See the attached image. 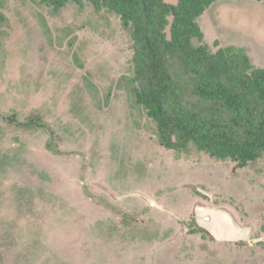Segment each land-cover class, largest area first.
Segmentation results:
<instances>
[{"label": "rangeland", "instance_id": "374dc122", "mask_svg": "<svg viewBox=\"0 0 264 264\" xmlns=\"http://www.w3.org/2000/svg\"><path fill=\"white\" fill-rule=\"evenodd\" d=\"M199 26L211 51L264 68V0H216ZM130 45L87 0H0V264H264V156L162 146L131 91ZM197 206L247 238L192 233Z\"/></svg>", "mask_w": 264, "mask_h": 264}, {"label": "trees", "instance_id": "16d2710c", "mask_svg": "<svg viewBox=\"0 0 264 264\" xmlns=\"http://www.w3.org/2000/svg\"><path fill=\"white\" fill-rule=\"evenodd\" d=\"M42 1L57 10L80 0ZM87 1L128 29L131 91L162 146L238 166L264 156V68L243 48L211 51L203 41L199 18L216 0ZM192 222V233L212 238L194 216Z\"/></svg>", "mask_w": 264, "mask_h": 264}, {"label": "water", "instance_id": "95a60500", "mask_svg": "<svg viewBox=\"0 0 264 264\" xmlns=\"http://www.w3.org/2000/svg\"><path fill=\"white\" fill-rule=\"evenodd\" d=\"M195 217L200 226L220 240L246 239L248 230L241 229L229 214L221 209L197 206Z\"/></svg>", "mask_w": 264, "mask_h": 264}]
</instances>
